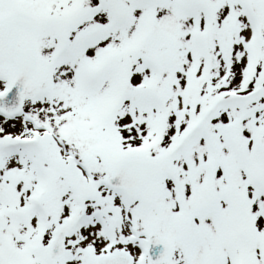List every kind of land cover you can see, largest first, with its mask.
Instances as JSON below:
<instances>
[{
    "label": "snow or ice",
    "instance_id": "1",
    "mask_svg": "<svg viewBox=\"0 0 264 264\" xmlns=\"http://www.w3.org/2000/svg\"><path fill=\"white\" fill-rule=\"evenodd\" d=\"M0 264H264V0H0Z\"/></svg>",
    "mask_w": 264,
    "mask_h": 264
}]
</instances>
